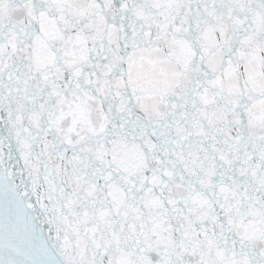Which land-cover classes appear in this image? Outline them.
<instances>
[{
  "label": "snow or ice",
  "instance_id": "snow-or-ice-1",
  "mask_svg": "<svg viewBox=\"0 0 264 264\" xmlns=\"http://www.w3.org/2000/svg\"><path fill=\"white\" fill-rule=\"evenodd\" d=\"M0 264H264V0H0Z\"/></svg>",
  "mask_w": 264,
  "mask_h": 264
}]
</instances>
